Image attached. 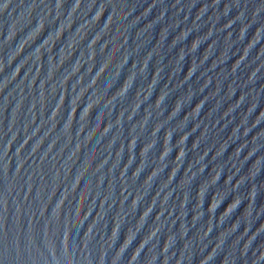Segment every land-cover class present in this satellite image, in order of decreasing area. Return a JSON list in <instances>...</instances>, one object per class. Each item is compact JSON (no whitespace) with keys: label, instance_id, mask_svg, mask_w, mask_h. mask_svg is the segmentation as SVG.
<instances>
[{"label":"water","instance_id":"obj_1","mask_svg":"<svg viewBox=\"0 0 264 264\" xmlns=\"http://www.w3.org/2000/svg\"><path fill=\"white\" fill-rule=\"evenodd\" d=\"M0 264H264V0H0Z\"/></svg>","mask_w":264,"mask_h":264}]
</instances>
